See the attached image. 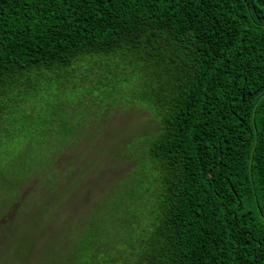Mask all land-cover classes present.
Masks as SVG:
<instances>
[{"label":"trees","instance_id":"1","mask_svg":"<svg viewBox=\"0 0 264 264\" xmlns=\"http://www.w3.org/2000/svg\"><path fill=\"white\" fill-rule=\"evenodd\" d=\"M88 51L157 69L158 134L119 233L64 264H264V0H0V108Z\"/></svg>","mask_w":264,"mask_h":264},{"label":"rangeland","instance_id":"2","mask_svg":"<svg viewBox=\"0 0 264 264\" xmlns=\"http://www.w3.org/2000/svg\"><path fill=\"white\" fill-rule=\"evenodd\" d=\"M20 74L12 91L27 103L0 108V264H64L89 230L119 233V201L158 134V71L88 51Z\"/></svg>","mask_w":264,"mask_h":264}]
</instances>
